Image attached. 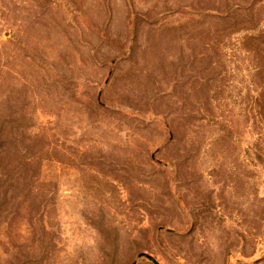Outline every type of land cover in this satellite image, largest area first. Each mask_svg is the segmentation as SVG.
Segmentation results:
<instances>
[{"label": "rangeland", "instance_id": "1", "mask_svg": "<svg viewBox=\"0 0 264 264\" xmlns=\"http://www.w3.org/2000/svg\"><path fill=\"white\" fill-rule=\"evenodd\" d=\"M220 1L0 0V264H264V119L207 49Z\"/></svg>", "mask_w": 264, "mask_h": 264}, {"label": "trees", "instance_id": "2", "mask_svg": "<svg viewBox=\"0 0 264 264\" xmlns=\"http://www.w3.org/2000/svg\"><path fill=\"white\" fill-rule=\"evenodd\" d=\"M238 2L220 1L216 18L221 24L219 31H213L207 49L222 59L230 55L238 64L247 61L251 82L257 91L252 98L253 106L264 119V0H249L244 5Z\"/></svg>", "mask_w": 264, "mask_h": 264}]
</instances>
